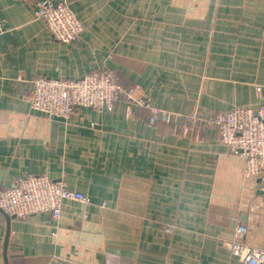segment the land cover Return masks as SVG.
Masks as SVG:
<instances>
[{"label": "crops", "instance_id": "0c3cea01", "mask_svg": "<svg viewBox=\"0 0 264 264\" xmlns=\"http://www.w3.org/2000/svg\"><path fill=\"white\" fill-rule=\"evenodd\" d=\"M36 1L0 0V187L46 173L91 202L66 199L59 219L0 208V264H242L239 223L264 248V173L246 172L216 127L184 135L125 100L56 118L26 99L37 77L110 68L168 110L257 108L264 0H69L84 24L72 42Z\"/></svg>", "mask_w": 264, "mask_h": 264}, {"label": "built area", "instance_id": "2783aa9c", "mask_svg": "<svg viewBox=\"0 0 264 264\" xmlns=\"http://www.w3.org/2000/svg\"><path fill=\"white\" fill-rule=\"evenodd\" d=\"M36 13L47 23L50 32L59 40L72 42L84 30L69 0H37ZM4 31L0 17V33ZM33 92L26 96L34 110L51 117L68 118L81 106L110 109L121 101L148 110V122H166L175 132L198 134L216 127L230 150L245 160L249 174L264 173V85L257 84L261 98L257 108L235 105L226 111H202L198 105L187 112L159 107L141 86L122 85L110 68L92 70L80 78L40 76L34 80ZM264 178V175H262ZM66 199L90 203L85 192L67 187L63 180H54L46 173H25L17 176L11 186L0 187V208L11 216L26 217L35 212L49 211L59 219ZM169 231L171 228H167ZM247 227L236 225V237L230 241L231 251L242 264H264V248L247 243L243 236Z\"/></svg>", "mask_w": 264, "mask_h": 264}, {"label": "water", "instance_id": "95a60500", "mask_svg": "<svg viewBox=\"0 0 264 264\" xmlns=\"http://www.w3.org/2000/svg\"><path fill=\"white\" fill-rule=\"evenodd\" d=\"M54 117H56V118H63V119H65L64 117H62V116H54ZM7 216H11V215H7Z\"/></svg>", "mask_w": 264, "mask_h": 264}, {"label": "rangeland", "instance_id": "374dc122", "mask_svg": "<svg viewBox=\"0 0 264 264\" xmlns=\"http://www.w3.org/2000/svg\"><path fill=\"white\" fill-rule=\"evenodd\" d=\"M31 104V103H30Z\"/></svg>", "mask_w": 264, "mask_h": 264}]
</instances>
